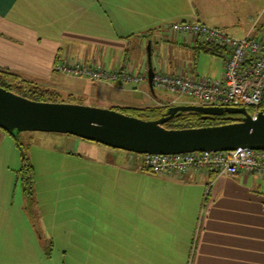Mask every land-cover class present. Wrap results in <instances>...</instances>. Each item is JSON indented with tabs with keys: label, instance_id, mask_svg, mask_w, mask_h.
Masks as SVG:
<instances>
[{
	"label": "crops",
	"instance_id": "0c3cea01",
	"mask_svg": "<svg viewBox=\"0 0 264 264\" xmlns=\"http://www.w3.org/2000/svg\"><path fill=\"white\" fill-rule=\"evenodd\" d=\"M216 5L213 0H0V70L55 92L52 83L57 76H68L55 71L62 62L146 72L145 62L137 67L122 57L130 36H135L147 45L151 42L153 69L217 79L198 73L195 60L179 58L182 47L197 55L202 50L170 29L173 23L200 21L227 33L229 28L236 30L227 10ZM258 7L263 12L264 1ZM259 18L245 37L264 36V26L257 28ZM208 54L218 57L222 51ZM143 83L100 84L127 94L140 93L133 96L138 104L122 103L121 108L174 106V96L170 94L169 102L159 100ZM7 137L0 129V153ZM92 152L88 164L96 166L88 174L95 175V180L89 184L96 187L98 199L107 197L105 204L122 212L115 210L107 222H100L102 226L90 227L80 246L64 240V257L68 252L81 254L75 264H264V177L242 171L216 176L194 170L182 176L154 175L139 169L142 157L99 146ZM18 180L17 176L13 182L0 183V211L6 207L14 218L0 223V232L6 228V239L12 242L0 250L36 249V255L49 263L54 258L46 250L54 246L55 236L42 233L37 217L25 218L23 193L20 203L16 202ZM78 187L86 192L88 182ZM24 235L31 239H23ZM17 239L24 241L14 245Z\"/></svg>",
	"mask_w": 264,
	"mask_h": 264
},
{
	"label": "rangeland",
	"instance_id": "374dc122",
	"mask_svg": "<svg viewBox=\"0 0 264 264\" xmlns=\"http://www.w3.org/2000/svg\"><path fill=\"white\" fill-rule=\"evenodd\" d=\"M264 0H213L216 6H222L227 10V17L229 22H234L236 30L229 28V33L236 38L245 37V33L249 28L255 24L256 19L258 29L264 26V11L256 8L260 2ZM261 14V15H260ZM260 15V16H259ZM255 22V23H254ZM264 33V32H263ZM136 35V34H131ZM146 42V41H144ZM155 48V45L153 44ZM177 47V46H176ZM178 48V47H177ZM126 52L122 57L127 59V64L136 65L139 67L142 63L147 66V43H143L140 38L130 36L127 42ZM179 58L183 61L197 62V70L201 75H208L209 77L220 78L223 73L224 56H211L205 51H200L197 55L194 50L189 48H181ZM163 52V51H161ZM213 73L210 76V73ZM147 73V70L146 72ZM221 75V76H219ZM218 76V77H216ZM55 79V88L58 96L54 97L57 103H71L81 104L96 108L114 109L121 108L122 103L136 105L134 97L141 96L140 93H124L119 90L109 89L106 85L100 83L88 82L84 79H77L75 77L57 76ZM143 88L147 89L148 82L142 84ZM52 87V86H50ZM155 88V87H154ZM150 90V89H149ZM157 99L170 101L171 95L164 90L155 89ZM179 105H196L194 99L190 97H183L178 100ZM149 105L148 103L144 104ZM175 106V105H174ZM172 107V106H171ZM123 108V107H122ZM20 144L25 150L28 162L32 166L34 172L33 177V192L30 197L24 196V215L26 219L29 217H37L38 223L42 233H47L54 237L55 240L53 248V258L51 262L46 263L45 257L37 256L36 249L21 251L16 249L10 251L12 247L0 250V263L2 264H75L80 262L79 253H67L64 257L62 254L63 241L66 244L72 243L73 246H80L85 239L86 231L90 227L102 226L100 222H104L109 215L115 213L117 210L115 205H106L107 197L102 200L96 195V187L89 184L95 180V175L88 174L90 167V159L93 157L95 147L99 146L103 150L115 152L128 156L142 157V155L126 152L123 150L113 149L95 142L87 141L73 135L60 133H45L37 131L21 132L16 135ZM15 138L8 135L4 145H2L0 153V183L4 181H15L19 178V185L17 186L16 202L20 203L22 197L21 180L23 173L20 171L22 167V151L15 143ZM89 163V164H88ZM121 165V164H119ZM126 163V167H128ZM84 174H87L85 177ZM86 181L88 188L86 192H82L78 185ZM1 186V185H0ZM12 195L9 194L8 199ZM23 198V197H22ZM29 199V210L26 208V199ZM101 200V202H99ZM101 203V204H100ZM126 214V211H125ZM19 215V214H18ZM18 215L15 217L18 219ZM107 216V217H106ZM6 209L2 208L0 211V223L4 219H14ZM24 218V216H23ZM98 219V220H97ZM20 220H17V223ZM97 225V226H98ZM25 230L24 226H21ZM0 229L1 226H0ZM5 229L0 232V246H9L11 239H6L9 234L5 233ZM11 229V226H9ZM85 230V231H83ZM66 234V236H63ZM68 234V235H67ZM70 234V236H69ZM34 236V235H33ZM37 238L38 236L36 231ZM23 239H31L29 236H22ZM35 238V237H34ZM14 245H19L21 239H17ZM34 252V253H32ZM43 259V260H42Z\"/></svg>",
	"mask_w": 264,
	"mask_h": 264
},
{
	"label": "built area",
	"instance_id": "2783aa9c",
	"mask_svg": "<svg viewBox=\"0 0 264 264\" xmlns=\"http://www.w3.org/2000/svg\"><path fill=\"white\" fill-rule=\"evenodd\" d=\"M170 29L176 35L188 38L192 45L202 43L218 52L223 51V73L218 79H209L184 73L169 75L155 67L154 87L174 96V105L179 104L178 100L183 97H190L195 100L197 106L250 107V115L256 120L264 109V36L258 38L247 35L244 38H236L222 29L200 21L173 23ZM55 71L104 84L118 81L140 84L147 81L145 72H131L122 67L110 71L73 61L57 64ZM192 71L190 69V72ZM139 169L154 175L182 176L194 170L213 172L216 176L235 175L242 171L245 174L264 177V151L239 148L226 152L144 154Z\"/></svg>",
	"mask_w": 264,
	"mask_h": 264
},
{
	"label": "water",
	"instance_id": "95a60500",
	"mask_svg": "<svg viewBox=\"0 0 264 264\" xmlns=\"http://www.w3.org/2000/svg\"><path fill=\"white\" fill-rule=\"evenodd\" d=\"M147 82L155 94L151 42L147 45ZM184 113L209 116L241 114L243 119L218 126L167 129L164 124ZM0 129L18 135L60 133L113 149L144 155L226 152L239 148L264 151V112L254 120L246 108L172 106L159 119L143 120L114 109L81 104L34 101L0 87Z\"/></svg>",
	"mask_w": 264,
	"mask_h": 264
},
{
	"label": "trees",
	"instance_id": "16d2710c",
	"mask_svg": "<svg viewBox=\"0 0 264 264\" xmlns=\"http://www.w3.org/2000/svg\"><path fill=\"white\" fill-rule=\"evenodd\" d=\"M198 49L211 53L213 55L218 54V50L213 49L209 45H204L202 43L198 44ZM0 87L5 88L6 90L12 91L18 95L26 97L34 101H55L54 97L58 96V92H55L50 89L40 87L38 85H33L26 80H23L21 76L16 73L0 70ZM170 106H147V107H123V108H114L119 112H122L126 115L140 118L143 120H155L159 119L164 113L168 111ZM249 113H252V108H246ZM264 112V109L262 110ZM243 119L241 114H224L218 116H209L199 113H184L180 116H176L174 119L170 120L164 127L167 129H191V128H201L208 126H218L224 125L231 122L240 121ZM5 132V131H4ZM8 135H12L15 138V143L20 147L22 151V167L21 172L23 173L21 185L23 190V195L25 197H30L33 192V177L34 172L32 166L27 161V155L25 153L22 144L19 143L16 134L5 132ZM26 199L27 209L29 210V199ZM34 220L35 217H30ZM48 246V245H47ZM53 245L48 246L46 255L52 257Z\"/></svg>",
	"mask_w": 264,
	"mask_h": 264
}]
</instances>
